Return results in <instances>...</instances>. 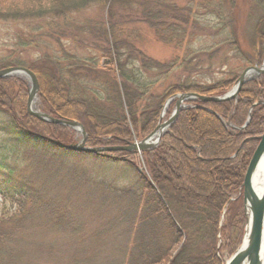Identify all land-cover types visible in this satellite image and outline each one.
Wrapping results in <instances>:
<instances>
[{"label":"trees","instance_id":"16d2710c","mask_svg":"<svg viewBox=\"0 0 264 264\" xmlns=\"http://www.w3.org/2000/svg\"><path fill=\"white\" fill-rule=\"evenodd\" d=\"M202 1L211 5L210 15L198 13ZM104 2H109L107 26L101 17L94 23L83 21L76 30L94 39L105 38L107 45L100 49L101 58L110 61L111 66L94 56L64 49L61 59L68 60L67 64H60L56 56L46 53L29 62L19 56L0 58V69H31L40 85L39 108L54 117L78 120L91 146H125L132 136L131 124L138 137L153 131L169 96L182 92L222 95L240 74L233 71L206 82L186 77L155 91L162 75L182 67L188 69L191 59L184 56L160 62L148 57L130 40L119 37L120 24L141 22L159 41L175 47L192 33L209 34L216 42L213 47H203L202 53L210 64L220 49L223 64L231 57H257L264 40V13L256 19L249 12L242 13V8L253 6V0H19L11 7H1L0 19L52 18L53 22L47 24L52 30L57 18ZM117 8L129 11L125 14L128 18L116 17ZM67 25L58 26L66 39L73 35L66 30ZM48 30L36 36H19L17 45L44 44L39 37H52ZM55 40L60 42L59 37ZM27 91L26 83L15 76L0 78V112L7 117V127L17 142L50 157L115 167L133 186L129 189L125 181L118 193H110L120 205L116 224L113 220L96 226L86 235L82 234L83 223L89 220L83 219V214L95 215L94 203H106L109 192L93 188L88 190L94 191L92 199L86 190L73 199L69 194H60V190L54 192L43 183L21 179L7 171L0 179L2 208L8 206L0 212V264H221L216 255L218 234L224 240L223 250L232 254L237 249L245 226L240 190L258 136L264 130V105H254L264 101V75L246 81L236 98L188 101L158 145L143 152V169L131 151L102 155L73 151L69 148L74 137L71 128L38 121L27 113ZM66 103L76 108L64 109L62 105ZM200 118L211 120L215 127H207ZM89 200L92 201L87 206ZM11 207L15 211H8ZM123 222L120 235L124 233L126 237L114 252L103 240L113 237L112 227ZM180 242L172 254L174 245Z\"/></svg>","mask_w":264,"mask_h":264},{"label":"rangeland","instance_id":"374dc122","mask_svg":"<svg viewBox=\"0 0 264 264\" xmlns=\"http://www.w3.org/2000/svg\"><path fill=\"white\" fill-rule=\"evenodd\" d=\"M18 1L19 0H0V8L11 7L12 4L17 3ZM205 2L206 1H202V4L198 6V13L199 14L204 13L206 15H210L208 9H211L210 7L211 5L208 6ZM108 5L109 2H104L103 4L93 3L80 11H76L71 14H68L66 18H57L53 23V26L55 28H53L52 30H48L47 28V24L53 22L52 18H46L42 20H34V19L1 20L0 19V58L2 56H6L8 58H12V57L16 58L17 56H19L25 62H29V60L38 59L41 56H43L44 53H46L50 57L56 56L57 58L55 61L60 62V64H64V63L67 64L68 60L64 62L61 59L63 54L62 49H64L69 53H76L78 55H83L86 57L94 56L96 60H98L100 63H102L103 61L105 62L104 64H108L107 66L109 67L111 66L109 64L110 61H108L107 59L103 60L101 58L102 52L100 51L102 46L107 45L105 42V38L103 37L101 39L100 38L94 39L91 38V36L87 32H82L80 34L79 31L76 30V27H78V25H80L83 21L87 20L90 21L91 23H94L93 21L101 17L103 18V25L104 27H106L107 26L106 16H107ZM242 9L244 10L242 11V13L249 12L251 17H254L256 19L264 13V0H253V6L251 5L250 8L246 7ZM116 10H117L116 17L120 16V19L126 17L125 14L129 12V11H124L122 9L119 10L118 8ZM65 23L69 24L67 25L66 30H69V32L73 34L68 39L64 38L63 35H60L58 29V26H62L63 24L65 25ZM120 25L122 26H120L121 33H119V37H121L122 39L130 40L137 49L141 50L148 57H151L160 62H168L169 60L175 57L181 58L184 56H186L188 59H191V63L187 65L188 69L182 67L179 69H175L174 72L169 73V75L168 74L162 75L156 82V88L154 87L155 91H160L162 87L169 85V83L178 82L180 79H184L186 77H189L188 80H195V81L199 80L202 82H206L205 80L210 81L215 77L219 78V77L229 76L230 72L233 71L241 72L245 67L256 66L264 69V65H263L264 51L261 50L264 44V40L259 46L261 49L257 57H254L251 54H249L248 56L249 59L247 60H241L239 58L231 57L229 61L224 62L223 64L221 60L223 49H220L214 53L212 64H210L209 62L205 61L207 56L202 53V51H205L202 50L203 47H208L210 45L213 47L212 44H215L216 42L215 39L212 38V36H210L209 34H203L202 32H198L194 34L192 33L185 37V40L181 46L175 47L173 44L163 43L159 41L155 37L154 32L147 25L141 22L125 21L124 24H120ZM47 30L48 33H52L51 34L52 37H47V36L39 37L44 44H40V45L36 44L27 47H20L17 45V42H20V40L18 39L19 36H23V35L24 37L36 36L39 35L41 32H46ZM56 37L60 38L59 43L56 42L55 40ZM94 41L97 42V45L94 43ZM213 49L214 48H212L211 50ZM211 50L206 52H210ZM124 54L125 55L122 56L123 61L126 56V52ZM263 75H264V71L259 74H254L253 75L254 77L251 79L257 80ZM10 76H15L17 79L23 81L24 83H26L28 88V84L30 83L29 78H27L24 75H10ZM163 76L165 78H163ZM39 88L40 85L38 89ZM90 89L94 90L95 88L91 86ZM182 93H187V92H182ZM174 95L169 96L167 99L174 97ZM203 96L211 97L212 95H203ZM24 97H26V110H27L28 91L24 93ZM39 101L40 99L37 91V94L33 100V103L37 108H39ZM175 101L176 99L172 98L171 101L166 106L164 112L161 114L163 110V106H162L156 126L158 124H162L172 115L176 107ZM189 101H192V99ZM186 103H188V101H186ZM256 103H257L256 105H261V104L264 105L263 100L257 101ZM208 110H210V108ZM27 113L38 121L47 122V121H42L39 118L31 115L28 111ZM49 116L52 115L49 114ZM52 117L59 118L54 116ZM6 118L7 117L2 112H0V179L6 176L7 171H12L15 175H17L21 179H30L34 183H43L47 185L50 189H52L54 192H58L60 190V194L61 193L64 195L69 194V198H73V199L75 194H77L78 192H80V194H83L85 190L88 193H91L90 197L92 199L94 196V191L93 190L88 191V190L93 188H95L99 192L100 191L106 193L109 192L110 194L116 190V193H118V191H120L121 188L125 186V181L128 182L127 176H125L123 173L121 174L115 167L111 168L102 165L93 166L89 163L80 160L67 161V159L64 158L50 157L49 155L41 153L36 148L31 147L30 145L20 144L15 140L13 133L7 127L8 121ZM61 118H65V117H61ZM68 119L73 120L70 118ZM75 121L79 122L78 120ZM47 123L53 124V122H47ZM204 123L208 124L206 125L207 127L210 126H212V128L215 127L212 121L209 119H207V121H205ZM226 124H228L229 126L231 125L229 122H226ZM131 125H130V130L132 131V136L129 138L128 143L126 145L140 141L150 133L149 132L147 135L143 137H138L135 135L136 132L133 127V124ZM69 128H71L74 132V137L71 140L70 144H74L75 142L77 143L81 139L80 132L73 127H69ZM168 128H166V130H168ZM87 136L88 134L86 133L84 147L102 148L107 146H115V145H105V144L91 146L86 142ZM146 150L131 151V153L133 154V158L136 157V162L138 163V166L141 169L144 168V161H143L144 157L142 154ZM73 151L86 152L79 149H73ZM119 151L130 152L129 150H116V151L101 150V151L88 152V153L102 155L103 153L104 154L112 153V152L115 153ZM126 186L132 189L133 182H128V185ZM240 192L242 193L243 196V186ZM91 201L92 200L88 201L87 206ZM93 201H97V200L95 199ZM2 203L3 201L0 197V212L6 211L5 208L8 207L6 205L5 208L3 209ZM118 203L119 201L114 200L113 194L108 195V199L106 200V203L105 202L101 203V201L100 202L97 201V203H94L97 206V209L95 210V215L91 216V214H88L86 212L83 214L82 218L83 219L86 218L89 221L83 223L85 225V230L82 231V234L86 233L87 235L90 229H94L96 226L97 227L103 225L105 226V224L113 220H114V224H116L117 221L115 220V217L117 215L116 214L118 211L117 209L118 207H120ZM8 211L10 212L15 211V207H11L10 210ZM87 211H90V209H88ZM220 222H222L221 217H220ZM4 225H6V223ZM122 225L124 226L125 222L119 225L120 228L113 226L111 229L113 233L111 236L113 237L109 236L108 238L103 240L104 243H107V245L105 244V246H107L108 248H113L114 252L121 247L120 245L122 244L123 240H125L126 237L124 233L122 236L120 235V229ZM219 227L220 225H218V232H220ZM245 227H246V216H245V226H244L243 234L245 231ZM63 239H65L64 236ZM223 243H224L223 237L218 234V240H217L218 247H217L216 255L220 259L221 264H225V262L233 254V253L232 254L227 253L225 250L222 249ZM180 244L181 242L174 245L171 252L172 254L175 253L176 249L179 247ZM83 246H79V247L82 248ZM87 251L88 250L84 252Z\"/></svg>","mask_w":264,"mask_h":264},{"label":"water","instance_id":"95a60500","mask_svg":"<svg viewBox=\"0 0 264 264\" xmlns=\"http://www.w3.org/2000/svg\"><path fill=\"white\" fill-rule=\"evenodd\" d=\"M263 51H264V45H263ZM264 65V64H263ZM262 65V67H263ZM264 69L256 66L247 67L245 68L238 78L236 79L233 87L224 93L221 96H203L199 95L197 93L193 92H187V93H179L174 95L176 101H175V110L172 113V115L165 120L162 124H158L155 129L148 134L145 138H143L140 141H137L135 143H131L125 146L122 145H115V146H107L102 148H94V147H84L86 133L82 125L75 121V120H69L65 118H53L52 116H49L48 113L40 110L35 105H33V100L37 94L38 91V79L36 74L29 68L25 66H10L3 69H0V78L10 75H24L27 78H29L30 83L28 84V100H27V111L39 118L42 121L47 122H53L57 124H62L65 126L73 127L81 134V139L74 144H70L69 148L73 149H79L86 152H96L101 150H107V151H116V150H146L148 148L154 147L158 144L161 136L166 131V128L171 126L173 121L176 119L178 112L181 108L185 106L186 101L188 100H201V101H223V100H229L231 98H235L237 96L238 91L240 90L242 84L253 78L254 74H259L263 72ZM172 98H169L166 100V102L163 105V110L161 114L166 109V106L171 101ZM250 118V115H248V118L245 122V124L242 126V128L245 127V125L248 123V120ZM162 126L165 128V131H163L162 134L159 135L157 138V141L155 144H148L147 141L149 138H151L155 132L158 130V128ZM258 144L248 162V165L246 167L244 178L242 182L243 186V204H244V210H245V216H246V225L250 224L249 226V242L242 246V243L237 248V250L229 257V259L225 262V264H242L245 260L248 264H259V254H260V248H261V242H262V234L264 231V191L259 196L256 194V192L251 187V179L252 175L256 169V166L264 154V130L260 136H258ZM248 214L250 218L248 219ZM246 228V227H245Z\"/></svg>","mask_w":264,"mask_h":264},{"label":"bare ground","instance_id":"6f19581e","mask_svg":"<svg viewBox=\"0 0 264 264\" xmlns=\"http://www.w3.org/2000/svg\"><path fill=\"white\" fill-rule=\"evenodd\" d=\"M33 105H35V104L33 103ZM62 107L64 109H75L76 108L75 106L69 105L67 103L63 104ZM200 120L207 121V119H203V118H200ZM164 130H165V128L160 126L158 128V130L155 132V134L151 138L148 139L147 143L148 144H155V142L157 141V138L159 137L160 134L163 133ZM251 187L256 192V194L259 196L264 191V154L260 158V160L256 166V169L252 175ZM249 218H250V216L248 214V219ZM249 226H250V224L248 222V224L246 225L245 231H244V235H243V239H242V246H245L249 242ZM242 264H248V263L245 260ZM259 264H264V231L262 234V242H261V248H260V254H259Z\"/></svg>","mask_w":264,"mask_h":264}]
</instances>
